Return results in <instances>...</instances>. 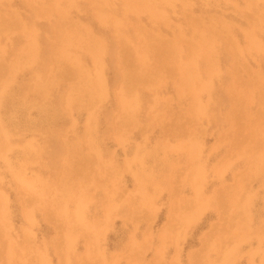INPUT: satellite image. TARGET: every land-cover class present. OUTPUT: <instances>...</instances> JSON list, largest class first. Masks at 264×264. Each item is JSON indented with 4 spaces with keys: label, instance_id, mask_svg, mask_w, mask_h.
<instances>
[{
    "label": "rangeland",
    "instance_id": "obj_1",
    "mask_svg": "<svg viewBox=\"0 0 264 264\" xmlns=\"http://www.w3.org/2000/svg\"><path fill=\"white\" fill-rule=\"evenodd\" d=\"M0 239L264 264V0H0Z\"/></svg>",
    "mask_w": 264,
    "mask_h": 264
},
{
    "label": "bare ground",
    "instance_id": "obj_2",
    "mask_svg": "<svg viewBox=\"0 0 264 264\" xmlns=\"http://www.w3.org/2000/svg\"><path fill=\"white\" fill-rule=\"evenodd\" d=\"M101 10H102V9H101ZM98 12H99V10H98ZM97 14H98V13H97ZM99 14H101V13L99 12ZM17 23H18V22H17ZM97 50H98V49H97ZM172 53H173V52H172ZM174 57H175V56H174ZM96 62H97V61H96ZM179 68H180V67H179ZM98 76H100V75H98ZM102 77H103V76H102ZM99 78H101V77H99ZM146 80H147V79H146ZM97 81H98V80H97ZM99 84H100V82H99ZM101 84H102V83H101ZM103 84H104V83H103ZM103 84H102V85H103ZM187 85H188V84H187ZM100 86H101V85H100ZM203 86H204V85H203ZM105 87H106V86H105ZM105 87H104V88H105ZM203 88H204V87H203ZM182 89H183V88H182ZM187 93H188V92H187ZM189 115H190V114H189ZM132 118H133V117H132ZM188 125H189V124H188ZM251 129H252V128H251ZM248 134H249V133H248ZM258 134H259V133H258ZM229 135H230V134H229ZM251 136H252V135H251ZM237 138H238V137H237ZM248 139H249V138H248ZM244 140H245V138H244ZM246 140H247V139H246ZM251 141H252V140H251ZM261 141H262V140H261ZM245 142H246V141H245ZM257 145H258V144H257ZM235 189H236V188H235ZM199 190H200V189H199ZM231 191H232V190H231ZM233 191H234V190H233ZM235 192H236V191H235ZM2 199H3V200H2L3 203H6V202L8 201V199H7L6 196H3ZM225 202H226V201H225ZM58 203H59V202H58ZM3 206H4V205H3ZM3 206H2V207H3ZM81 206H82V205H81ZM81 206H80V207H81ZM205 206H206V205H205ZM57 209H58V208H57ZM80 209H81V208H80ZM205 210H206V209H205ZM4 211H5V210H4ZM200 212H201V213H200ZM200 212H199V213H200V216H202L203 213H204L205 211H200ZM2 213H3V212H2ZM66 221H67V220H66ZM244 222H245V221H244ZM245 225H246V224H244V226H245ZM69 234H70V233H69ZM69 234H68V235H69ZM205 239H206V238H205ZM0 240H1V239H0ZM64 256H65V255H64ZM44 260H45V258H44ZM47 260H48V259H47ZM42 262H43V261H42ZM46 264H48L47 261H46Z\"/></svg>",
    "mask_w": 264,
    "mask_h": 264
}]
</instances>
